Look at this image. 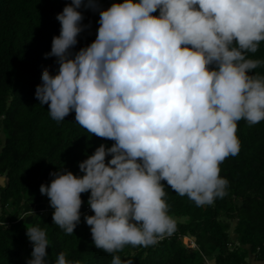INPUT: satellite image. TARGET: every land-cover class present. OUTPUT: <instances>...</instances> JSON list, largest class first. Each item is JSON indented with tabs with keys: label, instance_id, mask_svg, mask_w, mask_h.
Listing matches in <instances>:
<instances>
[{
	"label": "clouds",
	"instance_id": "1",
	"mask_svg": "<svg viewBox=\"0 0 264 264\" xmlns=\"http://www.w3.org/2000/svg\"><path fill=\"white\" fill-rule=\"evenodd\" d=\"M81 8L99 11V27L73 51L88 27ZM56 19L60 34L45 57L59 67L43 71L35 97L53 120L74 111L88 133L114 143L79 163L83 175L61 168L40 186L53 223L74 234L81 194L90 193L94 215L84 221L95 247L154 246L175 229L165 185L197 206L223 198L220 165L240 152L238 122L264 121V74L253 72L264 60L248 56L264 42V0H123L106 9L72 0ZM26 234V264H48L46 231ZM55 264L81 261L60 252ZM111 264L133 260L113 255Z\"/></svg>",
	"mask_w": 264,
	"mask_h": 264
},
{
	"label": "trees",
	"instance_id": "2",
	"mask_svg": "<svg viewBox=\"0 0 264 264\" xmlns=\"http://www.w3.org/2000/svg\"><path fill=\"white\" fill-rule=\"evenodd\" d=\"M71 2L0 0V264H26L33 250L27 227L34 226L47 233L48 264H55L60 252L81 264H111L113 255L133 264H264V121L253 126L238 122L240 152L220 165V175L228 181L223 198L197 206L165 185L175 229L154 246L128 245L115 254L95 247L84 221V215H94L87 204L90 193L81 194V222L74 234L53 223L54 209L40 186L61 168L83 175L79 163L101 144L114 143L88 133L77 124L74 111L64 121L53 120L48 105L35 97L43 71L55 75L59 67L55 57L45 54L60 34L57 14ZM97 2L106 9L123 0ZM79 10L88 27L73 51L93 42L99 27V11ZM248 56L264 60V42ZM253 72L264 74V65ZM186 238L195 246L186 244Z\"/></svg>",
	"mask_w": 264,
	"mask_h": 264
},
{
	"label": "rangeland",
	"instance_id": "3",
	"mask_svg": "<svg viewBox=\"0 0 264 264\" xmlns=\"http://www.w3.org/2000/svg\"><path fill=\"white\" fill-rule=\"evenodd\" d=\"M236 237H237V236H236ZM185 243H186V244H189V245H191V246H193V247L195 246L194 243L190 241V238H186V239H185ZM253 261H254V260H253ZM209 262L213 264V263H214V260H209ZM251 263H252V261H251ZM255 263L260 264V263H258V262H253L252 264H255Z\"/></svg>",
	"mask_w": 264,
	"mask_h": 264
}]
</instances>
